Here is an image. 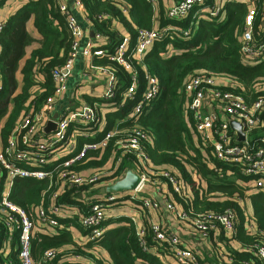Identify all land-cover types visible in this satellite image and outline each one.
I'll return each instance as SVG.
<instances>
[{"label":"built area","instance_id":"obj_1","mask_svg":"<svg viewBox=\"0 0 264 264\" xmlns=\"http://www.w3.org/2000/svg\"><path fill=\"white\" fill-rule=\"evenodd\" d=\"M55 1L59 12L66 17L65 29L70 37L69 50L63 64L51 73L54 94L37 112L26 113L9 137L7 147H0V166L4 171L0 176L3 184L0 217L7 236L2 248L9 246L11 234L19 230V264L45 263L54 259L59 252L57 249L45 250L39 253L38 259H34V235L39 232H69L74 223L84 232V241L80 240V243L97 242L105 233L103 223L111 218L109 213L127 204L123 198L128 196L132 202L139 199V212L126 217L135 226L140 246L149 251L146 238L151 237L156 248L150 252L157 256L161 264H200L204 257L233 262L226 255L224 245L232 243L227 238L232 239L237 233L238 218L234 212L230 209L223 212L193 211V196L189 186L181 182L169 169L154 166L146 154L144 143L150 141L151 137L145 130L136 127L106 129L105 115L119 110L126 101H131L132 105L125 120L137 121L149 112L151 101L159 94L160 86L156 78L145 71V85L139 98H136L139 85L133 72L132 60L140 63L152 42L167 36L172 28L137 30L135 44L131 49L128 48L129 37L122 38V42L109 58L119 63L132 77L118 105H111L109 102L117 92V78L103 67L99 71L106 76L107 81L103 92L95 101L79 98L77 87L80 84L72 88L77 94L65 99L75 60L107 55L105 46L108 42L94 33L91 39L81 44L83 29L76 16L62 1ZM146 1L153 8L157 5L156 0ZM73 2L78 9L83 8L80 0ZM227 4L246 7L239 50L247 67L259 65L264 61V0H176L166 10V17L177 20L190 13L194 18L203 13L216 17ZM3 27L4 23L0 21V31ZM187 33L188 31L183 32ZM183 94L186 112L191 120V130L198 142L196 148L201 152L203 162L215 172H221L224 168L215 164L220 162L227 166L224 171L229 178H242L241 184L245 186V191L248 192L253 187L256 192L264 194V136L260 137L257 133L263 125L264 97L247 102L238 91V84L234 80L209 72L191 75L184 85ZM114 107L117 109H111ZM230 120L239 127L242 140L239 139V131L230 127ZM47 122L55 124V128L49 133L43 131L48 125ZM16 139L21 142L20 147L16 145ZM112 140L115 151L113 150L109 161L96 168L80 167L91 159L101 160ZM126 156L133 159L134 168L131 169L140 177L139 185L130 192L101 194V188L124 177L126 171L122 176L111 178ZM191 173L195 187L200 188V178L194 172ZM17 179L47 180L50 186H56L55 192L48 199L49 203L45 206L42 199L36 206L35 221L8 200ZM163 180L170 186L172 194L188 203L186 211H177L167 197L163 202L150 195L139 198L146 188L159 186ZM70 189L74 190L68 197L75 204L57 203V199ZM199 193L202 194L201 189ZM162 206L175 218V229H168L156 221ZM250 216L246 213L245 234L253 237L257 233L259 236L260 232L253 225ZM118 218L121 216L111 219L115 221ZM60 219L71 223L61 224ZM238 247L239 250H249L253 254L252 258L239 264H256L254 255L260 264H264V244L239 242Z\"/></svg>","mask_w":264,"mask_h":264},{"label":"trees","instance_id":"obj_2","mask_svg":"<svg viewBox=\"0 0 264 264\" xmlns=\"http://www.w3.org/2000/svg\"><path fill=\"white\" fill-rule=\"evenodd\" d=\"M80 1L93 32L108 42L105 46L108 54L94 58L93 64L108 69L117 78V92L109 101L111 105H118L121 102L122 94L131 83L132 77V74L124 70L119 63L109 58L122 42V38L129 37L128 48L131 49L135 44L137 30L172 28L167 36L152 42L140 63L132 60L133 72L139 85L136 98H139L144 88L145 71L154 76L160 86L159 94L151 101L149 112L137 121L125 120L132 105L131 101H126L119 110L105 115L106 129L118 127L122 130L136 127L145 130L151 137L150 141L144 143L146 154L154 166L169 169L181 182L189 186L193 196L191 203L193 211L223 212L230 209L237 216L236 236L232 239L227 238L232 243L224 245L226 255L230 256L233 262L204 257L200 264H239L241 261L249 260L253 257L252 252L235 249L233 244L237 243L238 246L239 242L264 244V194L258 192L250 196L252 210L250 219L260 232L259 236L255 233L250 237L245 234L247 217L240 203L246 198L247 193L245 186L241 184L242 178L238 177L236 180L229 178L224 171L227 166L220 162L215 164L224 168L221 172H215L213 168L203 163L188 136L191 120L186 112L183 94L184 85L191 75L209 72L234 80L238 84V91L247 102L264 97V61L257 66L247 67L239 50L246 7L240 4H227L216 17L203 13L194 18L190 13L185 18L172 20L166 17V11L164 12L160 2H158V18L155 19L156 10L146 0ZM5 2L6 0H0V8ZM30 19L39 38L32 37L26 30V23ZM114 23L121 25L126 35L114 28ZM65 25L66 17L59 12L55 0H29L4 23L0 31V147L2 149L7 147L9 137L24 115L28 112H37L40 106L54 94L51 73L63 64L70 45V37ZM185 31L188 33L183 34ZM33 45L35 46L27 54V49ZM18 71L21 74L20 86L16 79ZM88 101L95 99L89 98ZM262 124L257 131L260 137L264 136V115ZM16 145L21 146L18 139ZM113 150L115 151L112 140L101 160L91 159L80 167L96 168L104 165L109 161ZM129 168H134V163L131 157L126 156L111 178L122 176ZM3 172L0 166V176ZM191 172H194L205 185L201 195L200 188L195 187ZM165 184L172 193L170 186ZM2 189L3 184L0 181V194ZM55 190L56 186H50L47 180L17 179L8 200L23 209L28 217L35 221L36 206L42 199L46 206ZM73 190H66L68 192L59 197L57 203L75 204L68 197ZM173 196L186 211L188 203L176 194ZM123 199L133 205L139 204V199L134 202L130 201L128 196ZM59 222L65 225L71 223L62 219ZM74 226L81 230L79 225L74 223ZM103 226L105 233L101 240L83 245L76 244L67 231H58L54 234L36 233L32 239V255L34 259H38L40 252L57 249L58 255L43 264H83L79 260H65L64 257L68 255L72 259L75 257L92 259L95 264H136V262L161 264L157 256L150 252L156 248L151 237L146 238L149 251L143 250L135 226L129 218L121 217L115 221L108 219ZM18 236L19 230L11 234L9 243L11 249L8 255L11 264L20 263L17 249ZM6 237L3 219L0 217V264H5L1 249ZM12 246L15 247L14 250ZM65 247L70 248L64 249ZM98 251H103L106 257ZM95 252L99 255L96 256ZM157 253L159 254L158 250ZM254 260L256 264H260L255 255Z\"/></svg>","mask_w":264,"mask_h":264},{"label":"crops","instance_id":"obj_3","mask_svg":"<svg viewBox=\"0 0 264 264\" xmlns=\"http://www.w3.org/2000/svg\"><path fill=\"white\" fill-rule=\"evenodd\" d=\"M29 0H6V2L4 3V5L0 8V21H2L3 23H5L7 21V19L17 10L21 7L22 4L28 2ZM62 1L65 5L68 6L69 10L76 16V19L78 21V23L80 24V26L83 29V34H82V38H81V44L85 43L87 40L91 39L93 36H90V31H93L91 28V25L88 21V19L85 16L84 10L82 9H78L77 7H75L73 0H60ZM176 0H156L157 5L154 8L156 10V18H158V5L160 2L164 12L172 6L173 2ZM156 21V20H155ZM113 27L118 29L123 35H126L125 30L122 28L121 25L119 24H113ZM157 27V25H156ZM156 29V28H155ZM26 30L27 32L34 38H39L38 33L36 32V30L33 27V23H32V19H30L27 23H26ZM94 34V32H93ZM35 45L29 47L27 49V54L29 53V51L31 50L32 47H34ZM96 57H92V58H78L77 60H75L74 62V68L72 71L71 76L68 79V92L65 94L64 98L68 99L71 96H73L74 93L72 88H76L78 84H80L77 89H78V95L80 99L83 100H88L89 98H94L96 99L97 97L100 96V94L103 92V87L105 82L107 81V78L105 75L101 74L99 71L98 66H95L93 64V60ZM23 62H21L22 64ZM93 67V68H92ZM16 79L18 81V85H21V74L18 71L16 73ZM89 97V98H86ZM234 122V121H233ZM192 128L190 127V129L188 130V136L191 139L192 142V146L195 148L196 151L199 152L202 161L204 160L203 156L201 155V152L196 148V145L198 146V142L196 140V136L194 135V133L191 130ZM204 163V162H203ZM200 189L203 190L205 188V185L203 182H200ZM258 193L255 190H249L245 196L246 198L241 201V206L244 209L243 211L251 214L252 210H251V203H250V196ZM145 196V195H150L151 197L157 198L159 200H162V202L164 201V198L167 197V199H169L173 205L175 206V209L177 211H182L183 207L180 203H178L175 199L173 194L168 191V187L166 186L165 183L161 182L159 184V186L153 187V186H149V188H146L142 194L139 195V198L141 196ZM139 207V204H130L127 202L125 208H124V212L122 210H114L113 212L109 213V216L111 218H114L116 216H121V217H126V216H130L133 214H137V212H139L137 210V208ZM163 207V206H162ZM124 214V215H121ZM110 218V219H111ZM156 221L161 223L162 226L168 228V229H175L177 227V222L175 220V218L173 217V215H171L170 213H168L167 210H165V208L163 207L162 209H160L158 211L157 217H156ZM111 226V225H110ZM115 226V224H114ZM46 233V232H44ZM69 233L71 234L74 242L76 244H80L82 245L83 243H80V240H83V236L84 234L82 233V231L73 226L71 228V230L69 231ZM84 241V240H83ZM10 243V242H9ZM234 248L237 249L239 248L237 243H234ZM14 246H12V249L14 250ZM68 248H64V249H69ZM10 249L11 246L9 244V246H5L4 248L1 249V253H3L4 255V263L5 264H11V261L8 258V255L10 253ZM100 254L102 252V254L106 257L105 253L103 251H98ZM97 253V252H95ZM94 253V254H95ZM101 254V255H102ZM96 255V254H95ZM97 255H99L97 253ZM102 255V256H103ZM65 260H71V261H81L83 262V264H95L94 261L92 259H87V258H80V257H75V259H72L71 256L68 255L64 257ZM64 260V259H62ZM43 264V263H42ZM136 264H141L139 262H136Z\"/></svg>","mask_w":264,"mask_h":264},{"label":"water","instance_id":"obj_4","mask_svg":"<svg viewBox=\"0 0 264 264\" xmlns=\"http://www.w3.org/2000/svg\"><path fill=\"white\" fill-rule=\"evenodd\" d=\"M90 36H93V31H90ZM47 123L48 125L43 129L45 133H49L51 130L55 128V124L51 122H47ZM229 124L232 129H236L237 131H239V139L242 140L243 136L241 135L239 127L231 120L229 121ZM139 183H140V177L133 169L129 168L126 170L125 175L121 180L115 182L114 184L106 186L105 188H101L100 193L110 194V193L130 192L135 190L136 187L139 185Z\"/></svg>","mask_w":264,"mask_h":264},{"label":"rangeland","instance_id":"obj_5","mask_svg":"<svg viewBox=\"0 0 264 264\" xmlns=\"http://www.w3.org/2000/svg\"><path fill=\"white\" fill-rule=\"evenodd\" d=\"M19 89V88H18ZM111 109H113V110H116L117 109V107H114V108H111ZM151 179V178H150ZM253 189H255V188H253L252 187V190ZM125 206H126V204H124L122 207H117V208H115V210H124V208H125ZM124 212V211H123ZM146 212H149V211H146ZM121 215H124V214H121Z\"/></svg>","mask_w":264,"mask_h":264}]
</instances>
